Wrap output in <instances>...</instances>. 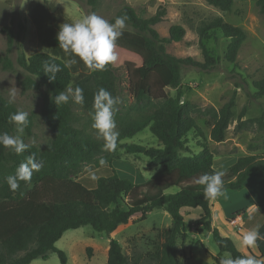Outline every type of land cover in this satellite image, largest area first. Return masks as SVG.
<instances>
[{
  "label": "trees",
  "instance_id": "obj_1",
  "mask_svg": "<svg viewBox=\"0 0 264 264\" xmlns=\"http://www.w3.org/2000/svg\"><path fill=\"white\" fill-rule=\"evenodd\" d=\"M75 1H84L92 10L101 2ZM205 2L222 12H230L234 5V0ZM257 6L264 15V0H257ZM59 12L56 5L37 1L31 16L34 24L39 27L57 18ZM166 14V9L160 8L154 16L145 19L139 17L130 6H123L111 21L114 23L117 17H127L126 29L116 41L118 59L106 65L103 70L88 69L78 57H75L76 64L65 67V61L71 57H67L59 48L57 30H51L48 52L36 53L28 58L23 54L19 57V65L30 75L25 83L36 90L42 86L47 90L43 97L41 118L49 127L52 139L43 150L28 146L19 155L0 146V264H31L37 259L47 260L51 253H57L65 264L66 255L56 248V243L65 232L85 226L107 233L110 237L107 264H140L142 260L146 264H189L194 257L181 259L177 250L179 240H185L190 229L186 213L183 214L184 209L200 210L202 231L211 233L219 248V254L213 257L215 264H219L224 253L233 258L252 255L264 259L261 250L260 256L250 250L249 254H243L230 238L213 227V200L206 199L203 186L195 183L200 175L211 174L216 170L214 154L206 143L203 130L191 114L195 111L209 116L212 126L210 138L216 143H222L234 118L236 92L218 111L213 108L203 111L189 102L180 101L184 88V67L207 72L218 65L219 59L211 54L203 42L215 37L216 33L220 34L227 41L223 59L234 64L246 40V32L221 18L202 22L196 31L201 40L204 61L181 59L167 53L166 45L181 42L185 37L184 28L180 25L172 26L169 36L165 38L154 28L163 22ZM3 30L8 33L9 44L6 56L0 62L8 70L13 67L8 56L12 52L14 36L10 29ZM45 61L55 62L62 69L54 81H50L43 72ZM121 71L127 76L128 94L135 100L134 104L150 103L153 108L150 114L139 120L133 119L127 110L122 112ZM69 86H79L84 90L85 101L82 106L71 101L56 106L53 102L54 96ZM253 86L256 92L249 97L255 100L262 98L264 79L253 82ZM101 87L121 100L114 114L119 132L117 148L125 149L129 154L147 156L156 168L162 166L144 183L135 184L129 179L120 178L113 167L114 151L105 150V141L86 133L79 126L82 120L93 121L94 95ZM169 88L176 91L175 97L167 93ZM15 111L17 108L8 104L0 95V133L14 134L15 124L9 121V116ZM245 116L246 108H243L235 126L236 133L254 128L264 133V111L258 118L243 120ZM28 119L24 134L30 135L34 116L29 115ZM148 127L162 147L148 148L122 143ZM191 132L200 139V151L193 156H182V152L189 151L188 135ZM29 156L42 160L44 167L39 172H33L30 182L21 181L16 191L10 190L7 177L14 175L20 163L25 162ZM85 165H92L96 169L105 168L107 171L105 177L97 179L94 188L73 178ZM223 173L225 190H242L247 180L264 173V155L239 157ZM171 188H177L178 191L167 194ZM156 209H163L170 215L171 226L156 236L152 250L145 257L137 255L130 259L111 235L121 226L134 221L137 216L139 221L146 220ZM259 211L264 212V205ZM239 215L240 211L235 212L234 218Z\"/></svg>",
  "mask_w": 264,
  "mask_h": 264
},
{
  "label": "rangeland",
  "instance_id": "obj_2",
  "mask_svg": "<svg viewBox=\"0 0 264 264\" xmlns=\"http://www.w3.org/2000/svg\"><path fill=\"white\" fill-rule=\"evenodd\" d=\"M37 1H46L47 4L56 5L60 14H57V18L54 17L53 21L37 27L31 16V11ZM126 5L133 8L139 17L145 19L154 16L160 8H165L167 14L163 22L154 28L162 38L169 36L172 26L180 25L184 28L185 37L181 42L166 45L167 53L181 59L192 58L199 62L204 61L201 40L196 31L202 22L221 18L246 32V40L234 64L227 63L223 59L227 41L220 34L216 33L215 37L203 42L211 54L219 59L218 65L215 69L207 72L184 67L182 69L184 88L180 101L181 103L189 102L203 111L211 108L218 111L236 92L234 118L222 143H216L210 138L212 126L209 116L195 111L191 114L197 125L203 130L206 143L214 154V169L216 171H225L234 165L239 157L264 155L263 132L255 128L241 133L235 131L243 108H246V116L243 120L258 118L264 111V96L258 100L249 97L256 92L253 82L264 79V15L259 11L257 0H234L230 12H222L208 5L205 0H101L95 10H92L84 1L79 3L75 0H0V59L6 56L9 44L8 33L3 29H10L14 36L12 52L8 56L13 65L12 69L5 70L3 63L0 62V95L8 101L9 90L15 89L17 97L16 102L12 105L34 116L32 133L23 135L24 143L43 150L51 142L52 136L49 127L41 118L43 97L47 90L44 86L36 90L25 83L30 75L19 65V57L23 54L28 58L36 53L48 52V42L52 37L51 30L59 31L60 25L63 23H72L91 13L99 15L111 23L119 10ZM120 74L122 112L129 111L130 116L135 120L150 114L153 110L150 103L134 104L135 100L128 94V82L125 78L127 76L124 71H121ZM166 91L171 97L176 96L174 89L169 88ZM128 107H133V109L129 110ZM92 123L93 121L82 120L79 126L83 127L86 133L98 138L96 130L92 128ZM13 135H16V130ZM199 140L194 132H191L188 135L189 151L182 152V156H193L199 153ZM122 143L142 145L148 148L162 147L149 127ZM114 156L113 167L119 177L129 179L135 184L148 181L162 169V166L154 167L147 156L129 154L120 147L114 150ZM106 174L105 168L96 169L92 165H85L73 178L83 181L89 188H94L97 179L105 177ZM85 178H87L86 182ZM256 179L246 189L241 191L225 190L224 195L212 201L213 227L217 228L222 235L230 238L237 249L242 252L251 250L255 253L257 251V246L246 248L241 245V237L244 232L248 231L249 226L251 228L258 226L264 233V224L263 222L257 224V217L248 218L247 216L245 222L248 227H243L239 233L235 232L234 225H232L237 218H234L235 212L240 211V215L244 214L254 199L259 202L264 201V177L258 175ZM177 191V188H171L166 193L174 194ZM190 211L183 210V214L186 213L190 229L187 232V238L179 240L178 256L181 259L194 257L189 261V264H201L200 262L204 260L201 261L202 259L200 260L198 256L210 258V254L218 255L219 248L214 242L212 234L202 231L203 227L199 223L200 210ZM171 224L170 215L163 209H156L148 215L146 220L139 221V216H137L134 221L121 226L111 236L120 243L123 252L130 259L137 255L145 257L146 253L152 250L156 236L161 231L168 229ZM109 241L110 237L107 233L97 232L91 226H85L65 232L55 246L65 253V264H107ZM228 255V253H224L223 257ZM31 264L63 263L57 253H51L47 260L37 259ZM140 264H146V262L142 260Z\"/></svg>",
  "mask_w": 264,
  "mask_h": 264
},
{
  "label": "clouds",
  "instance_id": "obj_3",
  "mask_svg": "<svg viewBox=\"0 0 264 264\" xmlns=\"http://www.w3.org/2000/svg\"><path fill=\"white\" fill-rule=\"evenodd\" d=\"M126 16L117 17L114 23H109L101 16L91 13L72 23H63L60 25L57 33L59 48L63 50L67 57L65 67H71L77 63L78 57L84 65L93 71L103 70L106 65L115 63L118 56L115 52L116 41L123 34L126 28ZM61 67L55 62L45 61L43 72L50 81L56 79V74L60 72ZM17 93L15 89H10L8 93V104L16 102ZM69 101L83 105L85 101L84 90L77 86H69L66 90L59 91L53 98L56 106L68 104ZM121 103L119 97H114L109 91L100 88L94 95L92 128L96 130L98 138H102L104 149L114 151L117 148L119 132L114 114L117 111V105ZM29 113L17 109L10 114L9 121L15 124L16 135L8 132L0 133V146L14 151L16 154H22L28 148L22 137L25 129L28 127ZM103 164L104 161L102 160ZM44 167L42 160H37L35 156H29L25 162L20 163L14 175L7 177V184L12 191H16L20 182H30L33 172H39ZM224 173L215 171L211 174L205 173L195 179V183L203 186V194L206 199L215 200L224 195ZM264 239L259 233L258 226L243 233L241 245L246 248H255L257 241ZM219 264H264V259L252 255L238 256L233 258L230 254L222 257Z\"/></svg>",
  "mask_w": 264,
  "mask_h": 264
},
{
  "label": "crops",
  "instance_id": "obj_4",
  "mask_svg": "<svg viewBox=\"0 0 264 264\" xmlns=\"http://www.w3.org/2000/svg\"><path fill=\"white\" fill-rule=\"evenodd\" d=\"M258 175H260V176H263L264 177V173H260V174H256V175H254L253 177H251L249 180H247V182L245 183V185H244V187H243V189L245 188H247V186H249V184L251 185L252 184V182L254 181V180H257L256 179V176H258ZM242 189V190H243ZM234 191H236V190H234ZM238 191H241V190H238ZM252 202V204L251 205H249V207H248V209L247 208H244V209H247V211L246 212H244V214H241L239 217H237L236 218V220H235V223L234 224H232V225H234L233 227L235 228L234 230H235V232L236 233H239L240 231H242V228L244 227V228H246V227H248V224L245 222V220H246V218H247V216H248V218H256V220H257V224H259V223H261V222H263V224H264V212H260L259 211V208L261 207V206H263L264 205V201H262V202H259V201H257V200H252L251 201ZM255 228V227H254ZM251 229H253V228H251L250 226H249V229H247V230H251ZM259 229V228H258ZM259 233H260V235H261V237H264V233H262V231L259 229ZM257 251L254 253L253 251H251L253 254H255V255H258L259 256V250H261V253L264 255V239H259L258 241H257ZM242 252V251H241ZM243 254H246V253H248V252H242ZM260 253V254H261ZM193 255V254H192ZM215 256H217V255H212V254H210V258H206V257H203V256H198V257H200V260L201 261H203V262H205L206 264H215L214 263V261H213V257H215Z\"/></svg>",
  "mask_w": 264,
  "mask_h": 264
}]
</instances>
